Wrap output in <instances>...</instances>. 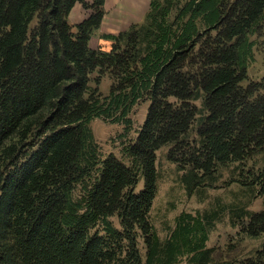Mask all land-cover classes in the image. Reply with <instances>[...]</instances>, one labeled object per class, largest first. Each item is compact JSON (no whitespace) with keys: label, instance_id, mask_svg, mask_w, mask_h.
Segmentation results:
<instances>
[{"label":"trees","instance_id":"obj_1","mask_svg":"<svg viewBox=\"0 0 264 264\" xmlns=\"http://www.w3.org/2000/svg\"><path fill=\"white\" fill-rule=\"evenodd\" d=\"M77 2L93 12L72 26L68 16ZM103 5L0 0V264H171L180 246L205 264L211 250L201 217L181 215L163 243L153 231L156 151L173 144L170 161L208 175L264 147V77L241 84L249 35L264 28V0H189L172 24L157 19L152 0L144 18L152 22L103 35L112 41L107 51L89 47ZM144 32L150 41L139 57ZM94 71L96 84L107 73L113 78L104 103L89 87ZM144 95L146 119L124 150L131 166L113 155L102 160L90 122L103 117L129 125L126 115ZM199 96L206 115L196 129L199 145L191 147L184 136ZM140 178L143 189L134 193ZM259 180L264 194V171ZM241 231L264 236V209L250 213ZM241 264H264V246Z\"/></svg>","mask_w":264,"mask_h":264},{"label":"rangeland","instance_id":"obj_2","mask_svg":"<svg viewBox=\"0 0 264 264\" xmlns=\"http://www.w3.org/2000/svg\"><path fill=\"white\" fill-rule=\"evenodd\" d=\"M188 1L157 0V13H159L157 19L172 24L179 9ZM188 18L189 15L184 17V21L186 22ZM148 22L152 21H143L147 26ZM195 23L200 28L204 26L200 18ZM35 24L36 20L30 27ZM175 27L174 22L173 28ZM148 41L150 40L144 32L137 46L140 49L139 57L144 55L142 53ZM248 41L250 47L246 60L247 78L241 82L243 86H247L250 82H260L264 77V28L260 33L249 35ZM92 47L95 48L93 50L103 51L110 48L101 47L96 43ZM137 67L139 70L142 69L140 62H137ZM97 75L96 71L90 74L89 87L97 88L100 103H104L109 97L113 78L107 73L101 78L100 83L96 84L94 79ZM170 101L175 100L171 98ZM149 104L146 95L136 99L126 115L130 120L129 125L124 121L116 122L103 117H96L90 122L89 127L102 160L113 155L131 166L124 150L136 139L146 119ZM194 104L198 113L189 132L184 136V141L191 147L199 145L196 129L206 115L202 96H199ZM120 112L121 109L114 117L120 115ZM171 147L173 144L164 145L156 151V193L149 211V221L159 241L161 243L168 241L176 231L178 218L183 214H191L194 217H201L208 230L205 248L211 251L205 264H241L245 259L255 257L256 252L264 246V236H248L241 231V228L242 224L247 223L250 213L264 209L263 186L259 180L260 173L264 171V147L241 161L217 165L208 175H203L201 171L194 170L190 165L183 168L170 161L168 152ZM196 183L198 184L195 185ZM142 189L143 179L140 178L133 191L139 193ZM74 196L79 198V186ZM205 218H208L209 223ZM110 220L116 228H120L116 216L111 217ZM138 247L142 258L145 259L146 247L141 236H138ZM183 248L187 247L180 246L182 253L171 264H200L194 261L195 252Z\"/></svg>","mask_w":264,"mask_h":264},{"label":"crops","instance_id":"obj_3","mask_svg":"<svg viewBox=\"0 0 264 264\" xmlns=\"http://www.w3.org/2000/svg\"><path fill=\"white\" fill-rule=\"evenodd\" d=\"M91 4L93 0H82ZM152 0H104V15L99 29L90 37L89 47L95 49L94 43L101 47H110L112 41L104 39L103 35L117 36L127 32L133 25H141ZM93 12L92 8H84L82 3L77 2L71 9L68 21L75 26L88 18Z\"/></svg>","mask_w":264,"mask_h":264}]
</instances>
